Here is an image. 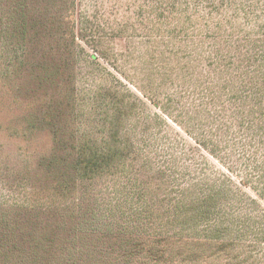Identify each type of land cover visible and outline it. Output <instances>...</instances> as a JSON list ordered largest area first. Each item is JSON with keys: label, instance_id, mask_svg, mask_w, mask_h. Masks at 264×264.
Listing matches in <instances>:
<instances>
[{"label": "trees", "instance_id": "trees-1", "mask_svg": "<svg viewBox=\"0 0 264 264\" xmlns=\"http://www.w3.org/2000/svg\"><path fill=\"white\" fill-rule=\"evenodd\" d=\"M122 5L123 11L69 8L62 19L71 30L62 39L77 40L82 50L92 38V49L107 61L111 54L135 59L140 80L124 78L137 93L126 85V94L106 88L110 96L97 122L102 129L94 137L76 139L56 125L68 91L60 99L59 90L40 109L29 107L23 122L28 135L46 131L47 148L34 156L37 177L10 186L20 199L8 194L5 205L17 217L27 213L31 226L40 214L73 225L69 244L53 248L43 236L31 242V264H264V0ZM44 16L30 1L14 0L1 18L21 38ZM107 38L129 45L118 52ZM32 67V92L56 81V66ZM145 100L160 110L153 113L159 125L149 138L131 134L124 120ZM168 120L184 136L162 132ZM137 155L152 169L155 189L136 173ZM103 176L91 214L78 222L83 201L73 193L79 182ZM8 211L0 207L1 260L25 241L22 230L9 234Z\"/></svg>", "mask_w": 264, "mask_h": 264}, {"label": "rangeland", "instance_id": "rangeland-1", "mask_svg": "<svg viewBox=\"0 0 264 264\" xmlns=\"http://www.w3.org/2000/svg\"><path fill=\"white\" fill-rule=\"evenodd\" d=\"M29 1L33 10L41 8L45 16L42 22L34 23L30 29L29 26V31L24 37L17 38L16 31L14 32L15 25H7L1 18L8 14L14 0H0V207L4 206L9 210L6 213L9 219V234L13 235L22 230L25 239L23 243L20 241L17 244L16 249L8 254L7 259H0V262L7 263L0 264H31L29 250L36 248L31 247V242L43 236L50 241L53 248L66 245L70 243L67 239L70 238L68 232L73 229L70 219L66 218L63 223L50 214L38 215L39 218L34 222L35 226H31L33 224L26 217L29 216L27 213L17 217L13 214L14 208L5 205V201L11 196L7 197L8 194H14V199H20L18 193L9 192L10 186L18 189L20 185L31 182V177L38 175V169L34 166V156L47 148L46 131L35 129L32 135L26 133L27 129L23 122L30 116L29 107L31 110L40 109L46 106L47 98L59 96V90H61L60 99L63 98L64 91H68L67 99L61 103L64 114L55 120L56 125L76 139L80 134L85 135V133L94 137L102 129L97 122L101 110L106 107V97L110 96L107 95L106 88L126 94V85L137 93V89L124 76L128 74L134 80H140L137 77L140 75L135 68L137 65L135 59L126 61L118 54L115 59L114 54H111L110 60L107 61L101 58L98 51L92 49V38L88 39V44H81L84 45L82 50L76 45L77 40L74 43L70 37L67 40L62 39V33L67 30L69 33L71 30L66 20L62 19V14L65 16V11L69 8L74 9V12L83 13L90 12L95 7L101 8L103 12L115 6L118 9L121 7L119 10L123 11L122 0H27L28 3ZM104 40L108 45L114 46L115 51L118 52L125 51L124 49L129 45L117 38L112 41L109 38ZM90 54H95L96 60H92ZM37 62L40 66L49 64L56 66L58 74L56 81H53L50 87L46 84L45 87L32 92L30 74L34 69L32 64ZM58 82L59 87L55 88ZM145 101V104L137 101L128 111V117L124 119L126 126L130 128V133L141 138L151 137L159 125V122L153 118V113L160 110ZM134 120L137 121L134 127L129 126ZM168 124L160 126L162 132L172 137L175 130L184 136L173 122L168 120ZM89 130L92 133H89ZM152 139L153 137L149 144L154 151L156 145ZM149 155L154 158L156 153ZM23 158L28 160V165L24 167L20 164ZM135 159L136 173L155 189L156 181L151 177L152 171H150L152 169L148 166L150 170H147L143 166L140 155ZM105 183V176L79 182L78 190L73 193V197L83 201L78 222L83 223L89 217L93 205V193L99 192V188ZM41 195L45 198L44 193ZM80 223L76 226H80ZM15 224L21 229H15ZM41 246L42 244L39 247Z\"/></svg>", "mask_w": 264, "mask_h": 264}]
</instances>
